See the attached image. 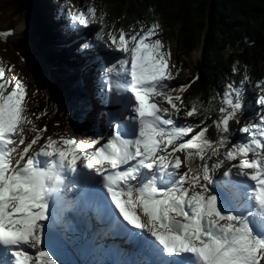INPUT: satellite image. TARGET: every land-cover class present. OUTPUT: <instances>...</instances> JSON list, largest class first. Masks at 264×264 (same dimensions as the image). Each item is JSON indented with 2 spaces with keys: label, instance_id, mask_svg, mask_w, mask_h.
<instances>
[{
  "label": "snow or ice",
  "instance_id": "1",
  "mask_svg": "<svg viewBox=\"0 0 264 264\" xmlns=\"http://www.w3.org/2000/svg\"><path fill=\"white\" fill-rule=\"evenodd\" d=\"M69 15L82 28L96 22L91 6ZM159 30L152 23L134 33L120 29L118 38L109 32L111 45L102 30L95 33L100 48L108 49L94 53L107 78L100 102L110 112L90 118L91 103L81 106L82 123L94 130L100 121L107 131H93L95 138L86 141L61 136L43 143L46 125L26 140L24 124L31 123L23 107L26 85L6 78L0 66V264H74L57 255L77 243L65 216L72 190L104 235L119 237L143 257L125 264H264V114L240 129L248 138L220 159L218 149L226 145V136L212 141L206 126L187 121L198 115L195 103L179 115L181 97L173 96L168 83L174 79L170 53L162 51L159 38L153 39ZM248 79L245 75L238 85L229 83L223 92L228 107L219 108L213 123L224 134L243 108ZM157 97L166 99L171 110L159 107ZM256 103L264 108V94ZM179 151L185 153L183 161L175 155ZM249 153L253 159H239L213 182L225 160ZM213 156L217 160L209 163ZM196 157L202 163L194 166ZM245 168L257 169L250 176L256 182L251 193L255 204L248 198Z\"/></svg>",
  "mask_w": 264,
  "mask_h": 264
},
{
  "label": "trees",
  "instance_id": "2",
  "mask_svg": "<svg viewBox=\"0 0 264 264\" xmlns=\"http://www.w3.org/2000/svg\"><path fill=\"white\" fill-rule=\"evenodd\" d=\"M104 1L108 13L101 29L107 42L112 43L107 35L109 32L118 38L122 17L131 15L136 18V23H158L160 29H172L179 56L183 58L182 65L185 56L202 48L198 67L179 70V84L187 87L179 95L182 104L176 103L181 107L180 117L194 103L198 106V115L186 119L200 127L206 126L207 138L216 141L220 135L226 136V145L218 149L219 158L224 159L221 153L229 150L235 140L237 125L248 126L244 123L248 113L231 120L226 134L213 123L219 118V108L226 105L223 92L227 85H238L247 75L249 79L245 81L244 94L257 91L264 94V83H258L264 80V0ZM57 2L0 0V21L8 15L10 21L22 18L26 23L22 37L13 44V48L18 56L31 51L39 58L28 64L34 85L41 91L30 113L39 117V125H48L51 129L73 122L81 106L88 103L86 88L82 84V69L88 65L90 74L94 73L91 61L96 50L91 44L83 51L67 47V41L75 32L67 27L58 30L57 34L56 24L52 21L61 18L58 14L51 18L45 12ZM92 94L94 101L101 103L95 91ZM163 100L167 103L166 108L171 110V105ZM206 108L208 111L204 110ZM194 131H199V127ZM216 160L217 157L213 156L209 163ZM201 163L199 157L193 160L194 166Z\"/></svg>",
  "mask_w": 264,
  "mask_h": 264
},
{
  "label": "rangeland",
  "instance_id": "3",
  "mask_svg": "<svg viewBox=\"0 0 264 264\" xmlns=\"http://www.w3.org/2000/svg\"><path fill=\"white\" fill-rule=\"evenodd\" d=\"M88 6L94 7L95 9V16H96V22L90 24L87 28H82L81 26L77 25L76 22L71 20V17L69 15V12H74L77 9L86 11V8ZM45 12L47 15H49L51 18L58 14V16L61 18L59 21H52V24L55 25V31L58 34V30L61 31L62 29H66L69 27L72 31L75 33L71 34V37L67 41V47L70 50H76L79 49L83 51L84 49L81 47L83 44H91L92 47L95 49H98L101 52H107V48H100L99 43L95 41V33L97 31H101V24H100V18L103 16V18L106 17L108 13V7L104 0H58L56 4H52L49 8L45 9ZM56 22V23H55ZM143 26L145 29L150 26V24H142V23H136V18L131 15H125L122 17V29L125 30L126 33H134L140 29V27ZM26 23L24 19H19L17 21H10L9 16H5L4 19L0 21V33L6 32L9 29H20L21 33H18L14 37L11 38H5L3 35H0V66L4 67L5 69V77L8 78L11 81H15L17 79H22L23 83L26 85V97L23 102V107L25 109L26 118L31 123H25L24 124V136L25 139H31V137L35 134V129L37 128H43L45 125H39V117L34 116L32 113H30V109L34 105L37 98L40 97L41 91L34 85L33 82V76L29 73L28 64L32 60H39V58L31 51H27L24 54L17 55L14 51L13 44L18 41L20 37H22L23 32L25 30ZM62 37L59 36V39ZM159 38L164 48L162 51L169 52V66L173 70L174 79L169 81V87L172 90L173 96L180 95L185 88H181V85L185 84H179L181 79V74H179L180 69L188 68V67H198L200 61L202 60V48L199 47L197 50L192 52L190 55L185 56L184 64L182 65L183 58L179 56V48L176 46L175 39L172 35V29H160L157 33V36L153 37V39ZM109 45H111L110 42H108ZM114 47V46H113ZM113 55L116 58H119L123 56V53H113ZM91 63L94 65V73L90 74V67L86 65L82 72V84L86 88V95L88 97V103H91L93 106V112L90 113V118L95 116L96 113H104L107 114L110 112V108L106 107L105 105L101 103H97L93 99L92 92L95 91V94L98 98L102 99V93L107 90V78L101 76V73L103 71L101 64L103 61L99 60L94 56L92 58ZM90 63V64H91ZM182 65V66H181ZM107 65H104L106 68ZM184 66V67H183ZM98 72V73H96ZM96 73V74H95ZM7 90H11V85H9ZM263 93L257 91L256 93H243L242 97V104L243 108L241 111L238 112L237 119L245 115V113H248V119L244 121V123L250 125L252 123H255L258 121L261 114H264V108H261L257 105L256 100L258 95H261ZM159 107L166 108L167 103L161 99L160 97H157L155 101ZM225 107H228L225 105ZM79 112L76 113L75 119L71 123L62 124L59 126H56L55 128H50L48 125L47 130L43 133L42 136V142L46 143L47 139L51 137L54 140H59L61 136L67 137V138H75L77 141L84 140L86 141L88 138H95L93 131L95 132H101L102 130H105V125L101 123L100 121L96 122L95 129L93 130L92 126L88 122H81L78 119ZM233 119V120H236ZM241 123V120H240ZM245 127L244 124H238L236 129V138L232 142L229 149L240 142L245 141L248 137L246 133H243L240 129ZM52 132V133H51ZM105 134V132H104ZM107 135V134H106ZM192 135L190 133L188 136L183 137L181 139V142L183 140H186ZM60 146L63 147V144ZM40 144L34 145V148L37 150L39 149ZM23 145H20V148H22ZM171 146H169L170 148ZM90 150V149H87ZM85 150V151H87ZM31 151V150H30ZM224 152L221 153L223 155ZM15 155V153H13ZM175 155L180 156L181 160L183 161L185 153L183 151L177 152ZM254 154L249 153L246 157L240 156L236 161L231 160H225L223 165L216 170L214 173V179L213 182L215 183V179L218 178L224 171H227L229 168L232 167V164L238 163L239 159H253ZM186 168L182 164L181 165V171H185ZM244 171L249 174V178L244 180L245 183L249 181L250 184H246L249 189L254 188L255 181L250 180V176L252 174H255L257 169L252 168H245ZM233 172H235V169H233ZM250 185V187H249ZM249 193V192H248ZM250 199V197H248ZM221 199L218 194V207L221 204ZM252 204H254V199L250 201ZM70 227H72L74 220H70ZM71 231V230H70ZM72 233V232H71ZM85 242V241H82ZM126 244V243H125ZM129 245L126 244V247L123 251H126L130 249L128 247ZM99 251L95 252H79L77 251L74 246H72L69 249H66L63 253L58 252L57 255H60V258L65 261L74 262V264H118L116 263L117 258L110 255L109 253L103 254L102 251L99 248H96ZM57 264H59V261H57ZM121 264V262H119Z\"/></svg>",
  "mask_w": 264,
  "mask_h": 264
},
{
  "label": "bare ground",
  "instance_id": "4",
  "mask_svg": "<svg viewBox=\"0 0 264 264\" xmlns=\"http://www.w3.org/2000/svg\"><path fill=\"white\" fill-rule=\"evenodd\" d=\"M18 33H21V30L20 29H14L13 33L11 35H8L7 37L4 36V37L8 39V38L14 37ZM104 132L106 135L107 131L104 130ZM245 184H250V183H249V181H247V183H245ZM248 192H249V197H250L249 201H251L252 200L251 193L253 192V190L248 188ZM67 197H68V201L70 202L69 210L77 211V208H75L74 202L71 200L73 198V196L70 195V191L67 193ZM69 198H70V200H69ZM80 214L83 215L87 219V225L82 230L83 233L81 235H77V231H75V233H73L69 229V233L74 234V236L77 239V243L74 245V248L76 250L83 249V248H78L79 244L82 243L81 242L82 236H89L88 231H89V228L91 229L90 225H93L92 228L95 226L94 218L89 213V211L80 210ZM65 216L67 217L68 222L70 223L71 216L69 215V211L65 213ZM97 236H98V241L96 242V245L100 246L101 251H102V249H104L101 253L105 254L104 252H106V253L116 255V256L121 255L126 261H132L133 260V256L130 254V252L132 251L131 247L128 246L130 249L123 251L126 247V244L119 237H115V236L112 237L109 235H104L103 229H100L98 231ZM85 246L89 247V248L91 247V245H87L86 243H82V247H85ZM134 257H135V260L143 258L142 256H139L137 254H134ZM123 264H125V262Z\"/></svg>",
  "mask_w": 264,
  "mask_h": 264
}]
</instances>
